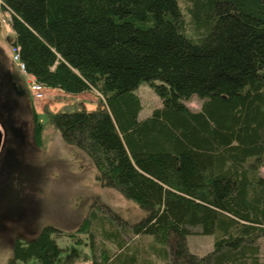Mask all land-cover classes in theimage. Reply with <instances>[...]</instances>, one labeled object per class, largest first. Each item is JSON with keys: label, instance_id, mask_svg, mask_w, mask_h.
Wrapping results in <instances>:
<instances>
[{"label": "trees", "instance_id": "obj_1", "mask_svg": "<svg viewBox=\"0 0 264 264\" xmlns=\"http://www.w3.org/2000/svg\"><path fill=\"white\" fill-rule=\"evenodd\" d=\"M184 1L189 22L179 0H0L38 82L98 93L95 109L51 113V122L90 156L104 187L145 209L134 233L153 234L178 264H264V0ZM143 83L163 100L145 119L135 93ZM193 97L199 111L185 103ZM197 232L216 234L204 256L187 243ZM61 233L46 225L17 237L11 264H55ZM118 243L93 264L114 262Z\"/></svg>", "mask_w": 264, "mask_h": 264}, {"label": "rangeland", "instance_id": "obj_2", "mask_svg": "<svg viewBox=\"0 0 264 264\" xmlns=\"http://www.w3.org/2000/svg\"><path fill=\"white\" fill-rule=\"evenodd\" d=\"M179 1L189 22L187 4ZM3 12L9 25L11 13L0 2V14ZM6 23L0 20V129L4 135L0 149V264H11L17 237L33 239L46 225L62 232L57 241L63 249L55 264H89L95 262V256L99 260L113 256L119 251V239H124L126 246L111 264L131 263L126 259L135 251L136 264H178L159 253L168 246L153 234L134 233V225L147 216L145 209L116 189L104 187L90 156L67 144L51 122V113L83 106L95 109L98 93L89 92L78 99L54 90L44 101L34 102L28 78L14 60V34ZM187 26L194 34L193 25ZM135 93L143 105L141 119L163 106L148 83ZM185 103L199 111L203 100L193 97ZM34 112L43 126L41 145L35 141ZM260 175L264 178V167ZM88 217L89 227L81 229ZM215 238V233H191L187 243L190 251L204 256L213 250ZM260 243L264 262V236ZM16 264L43 263L32 258Z\"/></svg>", "mask_w": 264, "mask_h": 264}, {"label": "built area", "instance_id": "obj_3", "mask_svg": "<svg viewBox=\"0 0 264 264\" xmlns=\"http://www.w3.org/2000/svg\"><path fill=\"white\" fill-rule=\"evenodd\" d=\"M5 13H7V12H5ZM2 15H3V18H2ZM0 20H2L3 23L7 22L6 25L8 27H10L11 24L9 22V25H8L7 14H4V12L2 14H0ZM12 50H13L14 60L18 63V66L20 67L21 71L28 78V83L30 84L31 97H32L33 101L34 102H41V101H44L45 99H47L55 89L47 87L44 84L38 82L36 77L32 73H29L27 71L25 64L22 62V60L20 58L18 46L12 44ZM89 264H93V263H89Z\"/></svg>", "mask_w": 264, "mask_h": 264}, {"label": "crops", "instance_id": "obj_4", "mask_svg": "<svg viewBox=\"0 0 264 264\" xmlns=\"http://www.w3.org/2000/svg\"><path fill=\"white\" fill-rule=\"evenodd\" d=\"M13 34H14V32H13ZM93 92V91H92ZM89 92H87V93H83V94H81V95H77V96H74V98H78V99H80V98H82V97H84V96H86V94H88ZM96 101H97V96H96ZM84 103V102H83ZM85 104V103H84ZM152 114V113H151ZM150 114V115H151ZM150 115H148L147 117H149ZM146 117V118H147ZM145 119V118H144Z\"/></svg>", "mask_w": 264, "mask_h": 264}, {"label": "water", "instance_id": "obj_5", "mask_svg": "<svg viewBox=\"0 0 264 264\" xmlns=\"http://www.w3.org/2000/svg\"><path fill=\"white\" fill-rule=\"evenodd\" d=\"M3 139H4V135H3L2 130L0 129V149H1L2 144H3Z\"/></svg>", "mask_w": 264, "mask_h": 264}]
</instances>
